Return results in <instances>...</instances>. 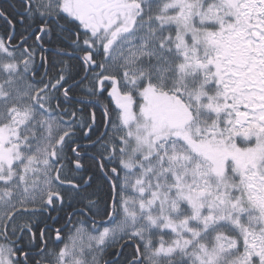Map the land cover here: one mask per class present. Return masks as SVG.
<instances>
[{
  "label": "snow or ice",
  "instance_id": "1",
  "mask_svg": "<svg viewBox=\"0 0 264 264\" xmlns=\"http://www.w3.org/2000/svg\"><path fill=\"white\" fill-rule=\"evenodd\" d=\"M0 21V264H264V0Z\"/></svg>",
  "mask_w": 264,
  "mask_h": 264
},
{
  "label": "trees",
  "instance_id": "2",
  "mask_svg": "<svg viewBox=\"0 0 264 264\" xmlns=\"http://www.w3.org/2000/svg\"><path fill=\"white\" fill-rule=\"evenodd\" d=\"M19 17H15L14 19H18ZM61 47H63V45H61V44H59L58 42H56V41H53L52 42V44H51V46H50V49H52V50H54L53 51V53L58 49V48H61ZM53 53H47V55H48V58H49V60L50 61H59V60H63V61H65L67 64H69V65H71V66H73L72 67V71H73V73H75V71H76V66L78 65V61L76 60V61H73L71 58H67L66 56H61V55H59V54H57V55H53ZM37 60H39V54H37ZM59 70V65L57 66V69H55V71H58ZM70 83H71V81H70ZM98 115H99V113H98ZM58 246H62V244L61 245H58Z\"/></svg>",
  "mask_w": 264,
  "mask_h": 264
},
{
  "label": "flooded vegetation",
  "instance_id": "3",
  "mask_svg": "<svg viewBox=\"0 0 264 264\" xmlns=\"http://www.w3.org/2000/svg\"><path fill=\"white\" fill-rule=\"evenodd\" d=\"M19 19V18H18ZM4 28H5V24L3 21H0V33H3L4 31ZM18 28H19V25H18ZM54 51V50H53ZM53 51L51 53H53ZM56 52V51H55ZM50 53V52H49ZM67 58H71L73 61H76L77 59L73 57H69V56H66ZM41 71H43V69H41ZM65 232H67V230H65Z\"/></svg>",
  "mask_w": 264,
  "mask_h": 264
},
{
  "label": "bare ground",
  "instance_id": "4",
  "mask_svg": "<svg viewBox=\"0 0 264 264\" xmlns=\"http://www.w3.org/2000/svg\"><path fill=\"white\" fill-rule=\"evenodd\" d=\"M53 50L52 49H49V52H52Z\"/></svg>",
  "mask_w": 264,
  "mask_h": 264
}]
</instances>
